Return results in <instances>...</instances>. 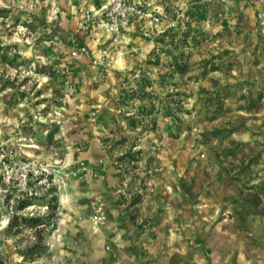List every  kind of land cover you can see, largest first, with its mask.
<instances>
[{"label": "rangeland", "instance_id": "1", "mask_svg": "<svg viewBox=\"0 0 264 264\" xmlns=\"http://www.w3.org/2000/svg\"><path fill=\"white\" fill-rule=\"evenodd\" d=\"M140 1L156 25L108 37L85 22L101 0H0V264H123L127 239L196 260L212 246L167 239L172 208L219 178L260 205L258 22L237 0Z\"/></svg>", "mask_w": 264, "mask_h": 264}, {"label": "crops", "instance_id": "2", "mask_svg": "<svg viewBox=\"0 0 264 264\" xmlns=\"http://www.w3.org/2000/svg\"><path fill=\"white\" fill-rule=\"evenodd\" d=\"M230 14L241 27L256 30V10L247 0L232 2ZM140 28V24L132 23L121 32L135 33ZM97 30L108 37L111 35L103 28ZM259 37L257 31L256 38L261 40L260 50L264 53V39ZM117 61L120 63L119 59ZM260 85L264 87V77ZM259 195L261 203L254 208L245 194L219 178L214 189L205 193L197 207L183 205L172 208V216L164 222L167 229L172 227L173 235L167 234V239L171 237L182 245L189 242L190 237L198 243L208 240L212 246L211 254L199 255L196 260L184 257V254L178 261L168 257L160 262L148 261L138 253L139 243L127 239L122 241L125 248L123 264H264V194ZM175 227H180V231L175 232ZM92 261L97 264L99 256H92Z\"/></svg>", "mask_w": 264, "mask_h": 264}, {"label": "built area", "instance_id": "3", "mask_svg": "<svg viewBox=\"0 0 264 264\" xmlns=\"http://www.w3.org/2000/svg\"><path fill=\"white\" fill-rule=\"evenodd\" d=\"M99 6L93 7L85 12V22L87 26L102 27L112 34L120 33L124 28L132 23H138L142 26L149 21L150 24L158 22L155 13L149 12L140 0H101ZM222 3H229L231 0H219ZM239 1V0H237ZM256 10V18L260 32L264 35V0H247ZM84 47L79 49L78 53H83ZM76 51L73 53L76 54ZM12 171V170H10ZM6 170L3 174V180L9 183L12 180L11 172Z\"/></svg>", "mask_w": 264, "mask_h": 264}, {"label": "bare ground", "instance_id": "4", "mask_svg": "<svg viewBox=\"0 0 264 264\" xmlns=\"http://www.w3.org/2000/svg\"><path fill=\"white\" fill-rule=\"evenodd\" d=\"M98 28H102V27H98ZM98 28H97V29H98ZM103 29H104V28H103ZM104 30H105V29H104ZM105 31L108 32L107 30H105ZM108 33L112 35V33H110V32H108Z\"/></svg>", "mask_w": 264, "mask_h": 264}]
</instances>
